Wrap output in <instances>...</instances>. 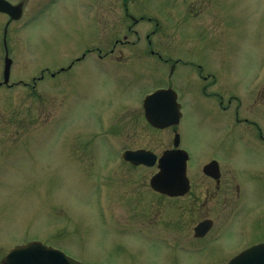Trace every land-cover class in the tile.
Instances as JSON below:
<instances>
[{"label":"rangeland","instance_id":"obj_1","mask_svg":"<svg viewBox=\"0 0 264 264\" xmlns=\"http://www.w3.org/2000/svg\"><path fill=\"white\" fill-rule=\"evenodd\" d=\"M38 1L27 0L25 14ZM127 1L129 14L143 19L133 27L123 0H57L36 21L11 27L15 86L0 89V257L38 238L86 264H228V253L264 240V150L247 130L232 129L236 112L255 121V111L264 112L249 105L264 88V0ZM5 20L0 15V80ZM147 34L161 60L149 53ZM127 35L129 62L95 57L68 68L90 45ZM168 86L182 105L190 165L211 156L229 162L245 189L244 212L261 204L260 219L234 227V195L206 201L219 236L232 229L215 258L164 242L192 240L196 220L186 201L152 190L156 170L126 166L117 179L111 164L124 144L159 155L170 148L171 131L152 132L139 112L142 95Z\"/></svg>","mask_w":264,"mask_h":264},{"label":"flooded vegetation","instance_id":"obj_2","mask_svg":"<svg viewBox=\"0 0 264 264\" xmlns=\"http://www.w3.org/2000/svg\"><path fill=\"white\" fill-rule=\"evenodd\" d=\"M8 1L11 4H13L14 6H21L22 7L23 17L26 16L27 23L32 22L37 17L39 18L40 14L48 6L54 7V6L59 4V2H56L57 0L56 1L55 0H40V1L35 3V6L31 10H28V11H30L29 14H25V6L27 3V0H8ZM123 6H124V10L127 11V9H128L127 8V2L125 0H123ZM0 15H1V13H0ZM2 15H4L8 19L6 25L11 26V24L14 23L13 21L10 20V17L8 15H6V14H2ZM93 16L96 17V14H93ZM127 16L132 20L133 25L139 24V20H137L134 16H132L126 12L125 17L127 18ZM130 30H131V27H130ZM147 37L150 40V36L147 35ZM127 38H128L127 36H124L123 40L117 39L113 46H111L109 44H97V45L93 44V45H90L88 48H86V50L84 52H82V54L80 56H78L74 60H72V62L69 64L68 68H72L76 63H80L82 61H86L90 58H95V57L98 60L103 61V62L115 61V62L123 63V64L129 62L131 59L128 61L123 60L124 58H126L125 48H127L131 44L127 40ZM106 42H108V41L106 40ZM3 46L5 49L6 48L5 34L3 37ZM149 46H150L149 53L153 57H157L158 59L159 58L161 59L162 55H160L159 52H157L156 50L153 49L150 41H149ZM130 51H132V50L130 49ZM133 51H135V50H133ZM64 70H66V69H64ZM210 78H211V76H209V78L203 77L204 80H208ZM168 88H170V87H168ZM255 94L256 95L254 96V98H252L253 102H249L250 107L254 108V110L258 107L264 108V89L261 92H257ZM141 98L142 97H140V100H141ZM233 99H238V98L233 97L232 100ZM223 110L226 111V110H228V108H223ZM237 110H239V109H237ZM139 112H141L142 115L145 117V110L143 108L142 103H141V106L139 108ZM255 112L257 113V115L256 116L254 115V116L257 119V121L252 120L250 118L242 119V118H240L241 115H239V112H236V123H234L232 125V129H234V131H236L237 129H242L244 132L248 131V133H250L252 139H256V141L258 143L262 144L260 146H257L255 149L264 150V112H263V114L258 113V111H255ZM260 116H262V117H260ZM146 124H147V127L152 129V132L158 131L147 120H146ZM180 124H181V122L178 125L171 126L170 128H168V130H170L172 135H173L172 143H171L169 149H174V141H175L174 139H175L176 134L179 133ZM241 125H244V127L241 128ZM109 127H111V124L109 125ZM122 133L123 132L120 130L121 137H122ZM133 149L134 150H140V149L150 150L149 148H144V147H140V148H134L133 147ZM150 151H152V150H150ZM115 159H116V161H114V163H111V164H114L113 167H116L115 171H116L117 179L119 176V171L126 166L130 167L132 170H136V169L138 170V169L145 168L144 166H135L134 164L126 162L123 157L122 158L117 157ZM191 160H193V156L190 154V159L188 162V178H189L190 188H189V191L187 192V194L184 196L175 197V198H170V197H167L164 195H161V196H164V198L166 200H168L172 203H175L177 201L179 202L181 200L186 201L187 205L185 206V208H186L187 215L190 218L196 220V225L193 228L194 229V237L192 238V240H190L188 242H184V241H186L185 239H183L184 240L183 241L182 239L177 240L175 238L169 239V238L164 237V242L169 241V243H167V245H170L171 244L170 241L173 240L172 244H174L178 247L184 246L185 248H189L190 250L194 251V253H196L197 255L202 254L201 256L205 255L207 258H215L217 256H216L214 246L216 245V248L219 246H221L222 248L226 247V245L223 244L224 243L223 240H224V237L226 236V233L228 231H232V229L229 230L230 228H226L224 236L223 235L221 237L219 236V234L215 230V228H216L215 227V224H216L215 220L209 218L206 215V212L204 211L206 201L209 200V198L215 200L216 197L219 196L218 194L222 193L223 191H226L229 194L234 195L233 210L231 212H229V213H232L231 218H233V220H234V222H232V224H233L232 226H234V227L239 222L245 223L247 218H249L252 215L255 219H260L262 211L259 210V207H261V204L259 203L255 207L250 208L249 211L247 209L244 212L242 205L246 206L245 205L246 200L244 199L245 198L244 197V190L245 189H244V187L241 188V185H240L241 180L239 179L237 173L234 171V169H233L234 167L229 166V162H227L225 160L221 161L217 157L211 156L210 159L208 161H205L204 164H202V165L194 164L193 166H191L190 165ZM214 162L218 163V169L219 170L216 171V174L211 175V173L209 171H208V173H205V171H204L205 167H207L208 165H210ZM109 164L110 163H108V165ZM225 165L228 166L229 168H227ZM146 169H148V168H146ZM152 169L156 170V173L158 172L157 167L152 168ZM226 170H228L227 172H229V175H230L229 179L232 183L231 187H229V188H226V184H227L226 183L227 177L225 178ZM226 175H227V173H226ZM193 176L196 177V180L193 178ZM198 177H199V179H198ZM253 179H256V178H253ZM258 182H261V181L259 180ZM227 185H229V184H227ZM175 206H176V204L174 205V207ZM170 207H172L174 209L173 204H170ZM246 207L249 208L248 206H246ZM256 207H257V211L255 209ZM189 217H188V219L190 220ZM208 220L213 221V223H212L213 225H212L211 229L204 236L196 237L195 236L196 228L201 223L208 221ZM134 222H135V225L137 226V223H136L137 221H134ZM122 225H124V224H122ZM136 229L138 230V228H136ZM245 229H246L245 226H242L241 230L243 231ZM213 232L215 234V237H213V235H212ZM233 234H235V233L233 232ZM161 237H163V236H161ZM220 239H223V240L220 241ZM259 243H264V240L258 242V244ZM216 251H218V250L216 249ZM239 253L240 252H237V250H235V251H231L227 255H231L233 258L234 256H236ZM2 259H0V261Z\"/></svg>","mask_w":264,"mask_h":264},{"label":"water","instance_id":"obj_3","mask_svg":"<svg viewBox=\"0 0 264 264\" xmlns=\"http://www.w3.org/2000/svg\"><path fill=\"white\" fill-rule=\"evenodd\" d=\"M9 3L0 0V11L12 14L13 9ZM15 17H20L19 10L15 12ZM11 60L7 59L5 83L9 81ZM147 116L152 124L158 128H166L179 121V105L176 102V95L173 91L160 90L150 96L145 102ZM176 146L179 140H176ZM128 160L136 164L145 163L149 166L154 165L156 156L145 151L128 152ZM186 159L187 155L183 151H168L160 159L161 173L152 180V186L159 192L169 196L184 195L188 188L186 178ZM217 164L206 168V171L215 175ZM211 222H204L196 228V236H204L211 228ZM1 264H82L77 260L67 256L65 253L51 248L44 247L39 242H33L26 246L17 247L13 250ZM229 264H264V244L254 246L241 255L234 258Z\"/></svg>","mask_w":264,"mask_h":264}]
</instances>
